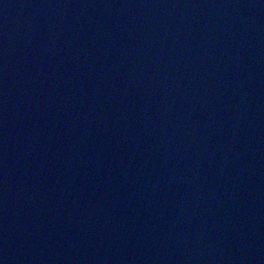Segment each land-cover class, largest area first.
Returning <instances> with one entry per match:
<instances>
[{
	"label": "water",
	"instance_id": "95a60500",
	"mask_svg": "<svg viewBox=\"0 0 264 264\" xmlns=\"http://www.w3.org/2000/svg\"><path fill=\"white\" fill-rule=\"evenodd\" d=\"M0 264H264V0H0Z\"/></svg>",
	"mask_w": 264,
	"mask_h": 264
}]
</instances>
